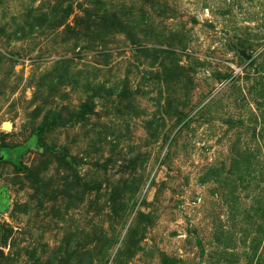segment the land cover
<instances>
[{
    "label": "rangeland",
    "instance_id": "obj_1",
    "mask_svg": "<svg viewBox=\"0 0 264 264\" xmlns=\"http://www.w3.org/2000/svg\"><path fill=\"white\" fill-rule=\"evenodd\" d=\"M0 249L264 264V0H0Z\"/></svg>",
    "mask_w": 264,
    "mask_h": 264
},
{
    "label": "water",
    "instance_id": "obj_2",
    "mask_svg": "<svg viewBox=\"0 0 264 264\" xmlns=\"http://www.w3.org/2000/svg\"><path fill=\"white\" fill-rule=\"evenodd\" d=\"M242 54L245 56L246 55V53L243 51L242 52ZM249 57V56H248ZM3 253H2V250L0 249V255H2Z\"/></svg>",
    "mask_w": 264,
    "mask_h": 264
},
{
    "label": "bare ground",
    "instance_id": "obj_3",
    "mask_svg": "<svg viewBox=\"0 0 264 264\" xmlns=\"http://www.w3.org/2000/svg\"><path fill=\"white\" fill-rule=\"evenodd\" d=\"M6 128L10 129V126L9 127L6 126Z\"/></svg>",
    "mask_w": 264,
    "mask_h": 264
}]
</instances>
